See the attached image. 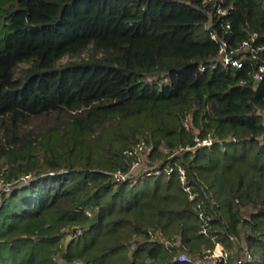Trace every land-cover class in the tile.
Listing matches in <instances>:
<instances>
[{
  "label": "trees",
  "instance_id": "obj_1",
  "mask_svg": "<svg viewBox=\"0 0 264 264\" xmlns=\"http://www.w3.org/2000/svg\"><path fill=\"white\" fill-rule=\"evenodd\" d=\"M231 6L0 0V264H185L217 243L237 264L242 241L264 264V51L225 67L212 39L264 46V0Z\"/></svg>",
  "mask_w": 264,
  "mask_h": 264
},
{
  "label": "built area",
  "instance_id": "obj_2",
  "mask_svg": "<svg viewBox=\"0 0 264 264\" xmlns=\"http://www.w3.org/2000/svg\"><path fill=\"white\" fill-rule=\"evenodd\" d=\"M194 1H201L203 4L206 3H213L214 6L217 8V14L220 16H227L230 11L233 9V6L229 8H224L223 5L225 3V0H194ZM228 29L231 28L230 25H227ZM213 40H219L221 42V48L219 51V61H221L222 65L225 67H233L235 69H242L245 66L246 63V57L241 56L239 54L241 51L242 53L244 51L249 50L252 53V58L257 59V55L259 52L264 51L263 45H256L257 37L255 34L251 36L250 39L243 41L239 48H235L232 45H230L226 40L219 39L218 35L216 33L212 34ZM214 68L215 66H211ZM202 71L205 70V67L201 68ZM255 83L256 85H259L264 82V62L260 63L258 66L257 71L254 75ZM212 144V140H205L202 145L203 146H209ZM182 150V149H181ZM147 151H151V147L144 141H140L137 145V153L139 154L138 159L134 162V164L131 167V174L135 173L139 170L140 165L143 164V158L145 157V154L148 153ZM173 172V169H170L167 171V173L171 174ZM162 172L159 170H156L150 174L160 175ZM181 182L183 185H185V176L186 173L183 169L179 170ZM116 177L121 181H127V180H133L136 181L137 178H130L128 174H115ZM32 179V175H27L22 177L20 180L24 183H28ZM10 184L0 182V191H3L8 194L10 191ZM185 190L188 192L189 199L192 202H196V211L198 212V219L202 222L201 224V234L205 235L206 237H210L212 240H215V236L209 235V227L210 224L207 220V216L203 210L202 203L200 202L199 195L197 193H193L191 191V188L189 186L185 187ZM242 249L243 252L241 254L239 253V250L237 251V264H243L244 261H252L253 256L249 252V249L246 245L245 241H242ZM229 258V252L225 250L222 244L217 243L213 249H208L206 252L202 253L199 257H191L190 255L182 252L179 253L174 261L181 262L185 264H227Z\"/></svg>",
  "mask_w": 264,
  "mask_h": 264
},
{
  "label": "rangeland",
  "instance_id": "obj_3",
  "mask_svg": "<svg viewBox=\"0 0 264 264\" xmlns=\"http://www.w3.org/2000/svg\"><path fill=\"white\" fill-rule=\"evenodd\" d=\"M143 159H145V157L143 158ZM144 164H142V165H140L139 167H141V168H139V170H138V172L136 171L135 173H137V175L139 176V174L142 172V173H144L145 171H146V164H145V162H143ZM141 173V174H142ZM11 191L12 190H10L8 193L10 194L11 193ZM199 195V194H198Z\"/></svg>",
  "mask_w": 264,
  "mask_h": 264
}]
</instances>
